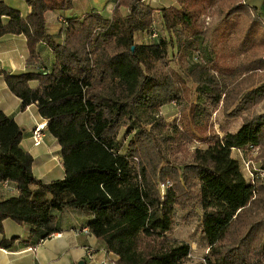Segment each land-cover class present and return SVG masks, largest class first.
Masks as SVG:
<instances>
[{"label":"trees","instance_id":"trees-1","mask_svg":"<svg viewBox=\"0 0 264 264\" xmlns=\"http://www.w3.org/2000/svg\"><path fill=\"white\" fill-rule=\"evenodd\" d=\"M24 1L30 12L22 18L0 0V36L24 35L27 70L0 72L20 106L33 102L45 118L63 176L33 175L32 156L19 146L21 127L0 110V183L16 189L0 198V233L8 217L43 238L55 230L56 211L76 207L91 212L88 231L117 255L115 264H182L190 243L168 237L178 208L186 222L198 216L206 264L264 256V177H245L232 155L258 148L264 168V110L256 109L264 100V7L115 0L109 17L64 18L58 41L46 32L44 13L72 0ZM137 31L152 40L135 42ZM40 40L53 52L50 70L37 59ZM30 79L37 83L29 86ZM170 101L177 116L165 123L159 107ZM214 110L240 118L239 125L229 129L212 118ZM194 140L204 145L190 148Z\"/></svg>","mask_w":264,"mask_h":264},{"label":"crops","instance_id":"crops-1","mask_svg":"<svg viewBox=\"0 0 264 264\" xmlns=\"http://www.w3.org/2000/svg\"><path fill=\"white\" fill-rule=\"evenodd\" d=\"M4 4L18 11L24 18L30 12V6L24 0H2ZM257 6L261 13L264 5L262 0H248ZM115 0H72L68 8H55L44 13L45 30L55 40L62 41L63 28L60 18L70 16L80 17L86 12L97 11L109 17ZM153 2V1H151ZM176 0H166L159 5H176ZM152 5V3L150 4ZM153 6V5H152ZM121 13L126 9L119 7ZM2 20L7 19L1 16ZM145 34L134 32L135 42H146ZM37 59L41 65L50 70L54 60L51 49L44 40L35 46ZM28 51L25 37L21 33H6L0 36V70L6 73H18L27 70L25 59ZM36 79L28 80L29 86H34ZM163 105V104H162ZM161 105V106H162ZM160 106V107H161ZM0 110L12 118L21 127L19 146L32 156L31 171L33 175L48 181L63 176L60 147L54 136L46 128V120L37 112L33 102L20 106V98L6 86L0 72ZM44 121L39 131V139H32V128L35 123ZM14 182H8L7 188L0 185V198L16 194ZM92 217L87 209L64 207L55 212V230L43 238H38L31 225L17 223L5 217L1 220L0 233V264H115L117 255L105 248L101 238L91 232H83L81 227H87ZM2 237H14L7 245ZM91 256L88 257V253Z\"/></svg>","mask_w":264,"mask_h":264},{"label":"rangeland","instance_id":"rangeland-1","mask_svg":"<svg viewBox=\"0 0 264 264\" xmlns=\"http://www.w3.org/2000/svg\"><path fill=\"white\" fill-rule=\"evenodd\" d=\"M166 0H153L152 7L157 8L158 6H161L159 4L165 3ZM263 16V15H262ZM208 20V18H205ZM156 25V26H155ZM155 27L158 28L159 34L163 35V30L158 25L157 21L155 20ZM146 37L143 38L146 41H150V39L147 34L143 31ZM169 52L167 49V56L169 57ZM169 67H176L173 61H169ZM178 70H182V67L179 66ZM187 84L191 85L190 81L187 80ZM194 97V96H192ZM256 109L259 111L264 110V100L256 105ZM159 113L163 116V120L165 123H170L174 117L177 116V107L175 102H168L163 104L161 107H159ZM216 117L219 118V121L228 127L229 129H234L239 125L240 118H236L233 120L226 119L223 115L218 114L216 110L212 112V118L215 119ZM218 122V120H217ZM214 123V127L218 129V123ZM124 134V128H120L119 135ZM121 137V136H120ZM195 145H204L203 143H200L198 141H193L189 145L190 148H193ZM232 155L236 157L239 162L241 169L243 171V174L245 177H251V175L254 173L256 169H264L261 166V157H259V149H255L254 151L247 152L246 155L243 154L241 151H237L235 149H232ZM264 177V174L261 175L260 179ZM198 210L200 211V207H198ZM183 213V210L176 209L173 216V223L171 225V229L168 233V237L170 240L176 242V241H186L190 243V254L189 256L182 261V264H206L204 255L206 253V247L200 243V234H199V218L198 216L194 217L191 221L186 222L181 218V214ZM249 264H264V256H252Z\"/></svg>","mask_w":264,"mask_h":264},{"label":"built area","instance_id":"built-area-1","mask_svg":"<svg viewBox=\"0 0 264 264\" xmlns=\"http://www.w3.org/2000/svg\"><path fill=\"white\" fill-rule=\"evenodd\" d=\"M145 1L146 2H148V1L151 2L153 0H145ZM60 21H61L62 25L64 26V24L66 23V20L64 18H60ZM149 30H150V33H149V36L150 37H153V36L156 35L155 29H154L153 26H150L149 27ZM43 124H44V121L37 122V123L34 124V126L32 128V139L34 141H37L39 139V137H40L39 136V131H40V128L43 126ZM255 149H257V148H252V151H254ZM237 151H239V150H237ZM263 174H264V169H260L259 168V169H256L254 171V173L251 175V177H249V178L247 177V178L248 179H252V181H254V179L256 177L260 178L261 175H263ZM168 184H169L168 182H166V183H159L160 191H162L163 188L165 186H167ZM0 185L5 186L7 188V184H6L5 181L1 182ZM80 230H82L83 232H89L87 227H81ZM90 256H91V253L89 252L88 253V257H90ZM101 264H105V263L103 261H101Z\"/></svg>","mask_w":264,"mask_h":264}]
</instances>
